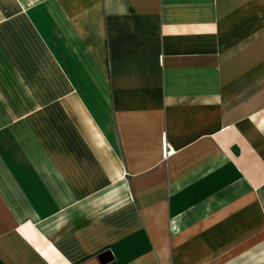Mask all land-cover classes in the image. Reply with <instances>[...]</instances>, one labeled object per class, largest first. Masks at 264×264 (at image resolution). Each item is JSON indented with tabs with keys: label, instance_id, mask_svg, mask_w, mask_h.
I'll list each match as a JSON object with an SVG mask.
<instances>
[{
	"label": "crops",
	"instance_id": "0c3cea01",
	"mask_svg": "<svg viewBox=\"0 0 264 264\" xmlns=\"http://www.w3.org/2000/svg\"><path fill=\"white\" fill-rule=\"evenodd\" d=\"M264 264V0H0V264Z\"/></svg>",
	"mask_w": 264,
	"mask_h": 264
},
{
	"label": "water",
	"instance_id": "95a60500",
	"mask_svg": "<svg viewBox=\"0 0 264 264\" xmlns=\"http://www.w3.org/2000/svg\"><path fill=\"white\" fill-rule=\"evenodd\" d=\"M98 256L88 259L84 264H97Z\"/></svg>",
	"mask_w": 264,
	"mask_h": 264
}]
</instances>
